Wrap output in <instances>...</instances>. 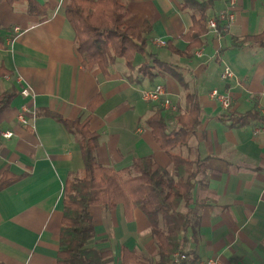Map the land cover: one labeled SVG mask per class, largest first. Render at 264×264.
Listing matches in <instances>:
<instances>
[{
	"label": "crops",
	"instance_id": "crops-1",
	"mask_svg": "<svg viewBox=\"0 0 264 264\" xmlns=\"http://www.w3.org/2000/svg\"><path fill=\"white\" fill-rule=\"evenodd\" d=\"M38 1L49 3L44 21L24 4L0 0V93H15L0 110V178L5 172L16 177L0 189V264H56L64 182L83 168V161L78 142L54 115L82 119L89 99L99 94L101 102L89 121L90 130L99 134L97 161L121 169L152 155L171 169L168 154L143 124L156 104L142 101L140 91L160 83L183 107V90L168 75L131 83L120 58L107 73L97 66L86 69L65 17L67 0ZM124 1L130 11L127 23L151 25L148 48L177 66L197 91L202 109L199 126L180 149L189 158L204 159L193 189L199 204L186 232V251L193 259L213 257L220 264H264V122L232 125L233 116L250 109L264 113V45L232 44L263 30L264 0H233L232 5L212 0L209 17L230 8L234 20L220 33L207 31L202 55L195 54L198 47L190 58L151 42L169 40L178 50L186 48L179 35L191 24L190 10L179 0ZM13 26L25 30L15 34ZM225 66L234 79L221 78ZM23 87L29 96L20 94ZM213 89L229 93L228 108L210 96ZM23 106L28 124L18 120ZM6 130L13 133L9 138L1 136ZM88 211L93 246L112 251L105 264H122L123 247L154 264L155 242L140 209L130 217L120 204L110 210L93 204Z\"/></svg>",
	"mask_w": 264,
	"mask_h": 264
},
{
	"label": "trees",
	"instance_id": "trees-1",
	"mask_svg": "<svg viewBox=\"0 0 264 264\" xmlns=\"http://www.w3.org/2000/svg\"><path fill=\"white\" fill-rule=\"evenodd\" d=\"M9 4H24L29 14L40 21L48 16V1L6 0ZM182 8L190 10L191 24L179 38L187 42L184 50L175 48L171 41L166 47L180 56L190 58L193 51L204 43L206 21L212 0H179ZM64 13L74 32V43L86 69L93 66L107 73L111 65L122 59L124 76L134 84L144 79L149 82L158 76L172 77L183 90V107L177 112L164 110L157 104L143 124L150 129L155 141L171 160V169L158 164L152 155L133 160L121 169L101 165L95 156L99 134L91 131L89 121L95 107L101 102L99 94L86 105L84 118L68 119L54 115L64 123L78 142L83 168L67 175L62 191V216L56 264H105L112 260L109 247L93 246L94 225L88 207L93 204L106 210L122 205L127 217L134 208L140 209L149 222L155 242L154 264H169L176 250L186 251V232L192 223L194 208L193 189L204 159L189 158L182 154L199 126L202 109L197 91L178 71L177 66L158 57L148 48L151 25L144 21L139 26L127 23L130 11L124 0H67ZM222 32L221 25L217 26ZM233 46L244 48L264 45V28L255 35L233 40ZM155 85V84H153ZM152 85V86H153ZM14 91L0 93V110L9 106ZM264 122V113L250 109L232 117L233 126ZM170 123L174 125L170 128ZM7 176V177H6ZM16 178L5 172L0 178V189ZM188 253V252H187ZM122 264H152L138 259L136 252L125 247L121 252Z\"/></svg>",
	"mask_w": 264,
	"mask_h": 264
},
{
	"label": "built area",
	"instance_id": "built-area-1",
	"mask_svg": "<svg viewBox=\"0 0 264 264\" xmlns=\"http://www.w3.org/2000/svg\"><path fill=\"white\" fill-rule=\"evenodd\" d=\"M232 4H233V0H230L229 5ZM233 20H234V11H232L230 8H227L226 10L220 11L216 15L211 16L207 19L206 21L207 31H213L219 33L217 28L218 24L221 25L220 30L223 31L225 29L224 27L225 23H231L233 22ZM24 30L25 29L19 26L12 27V32L15 34L22 32ZM151 42L152 44L155 45H160V46L166 45V41L160 39H152ZM202 52H203V47H199L195 51V54L197 56H201ZM221 78L227 80V79H234L235 77L231 69L225 66L221 72ZM17 79L19 81V78ZM263 85H264V81H263ZM20 94L27 97L31 93L28 88L23 87L20 91ZM210 96L213 99L217 100L223 109L229 107L230 95L228 92H220L216 89H213L210 91ZM140 99L147 103L157 104L158 106L162 107L164 110L170 112H177L180 107L178 102H175L170 99L165 88L160 83H156L155 85L149 88L142 89L140 91ZM24 111H26L25 106H23L21 112L18 114V120L23 124H28V121L25 119L23 114ZM256 131L258 132L259 129H257ZM12 134H13L12 131H7V130L1 132V136L4 138H9ZM169 264H220V263L217 259L213 257L193 259L190 257V255L187 252L176 250L171 254Z\"/></svg>",
	"mask_w": 264,
	"mask_h": 264
}]
</instances>
